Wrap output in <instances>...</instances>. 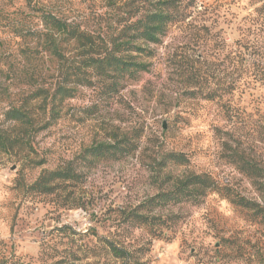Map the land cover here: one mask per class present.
Instances as JSON below:
<instances>
[{
  "label": "rangeland",
  "instance_id": "rangeland-1",
  "mask_svg": "<svg viewBox=\"0 0 264 264\" xmlns=\"http://www.w3.org/2000/svg\"><path fill=\"white\" fill-rule=\"evenodd\" d=\"M156 2L0 0V132L16 142L0 151V264H126L113 257L105 239L129 250V264H264V213L239 204L246 199L264 208V85L225 93L233 41L260 36L264 48V27L258 31L252 24L260 4L195 2V8L206 5L212 12L211 82L221 98L172 100L170 86L182 81L173 66L159 62L185 42L178 31L151 46L155 57H141L153 64L147 73L95 79L93 87L70 83L74 98L54 111L34 97L60 78L61 65L44 47V13L103 37L117 36L119 25L141 18ZM63 48L76 58L77 46ZM253 60L248 57L245 67L253 70ZM72 62L65 65L69 71ZM263 65L264 58L256 69ZM11 108L29 113L34 127L7 121ZM102 142L116 147L103 160L91 149ZM173 153L186 161L173 162ZM65 163L79 181L54 195L32 189L44 171ZM250 167L259 177L248 173ZM187 174L208 175L215 189L198 203L153 209L152 226L129 221L136 208L146 211L144 202Z\"/></svg>",
  "mask_w": 264,
  "mask_h": 264
},
{
  "label": "trees",
  "instance_id": "trees-1",
  "mask_svg": "<svg viewBox=\"0 0 264 264\" xmlns=\"http://www.w3.org/2000/svg\"><path fill=\"white\" fill-rule=\"evenodd\" d=\"M156 1L155 8L146 10L141 18L124 26L119 25L116 30L117 36L112 33L103 37L102 34L85 30L80 25L59 19L51 13H44L42 20L47 29V32L43 34L45 37L44 47L61 65L60 78L54 86L51 85L48 89L41 86L34 94V97L42 99L45 110L47 111L51 106V111H54L55 107L65 100L74 98L76 88H69L70 83L93 87L95 79L104 80L112 75L119 77L129 73L134 76L142 72H149L150 66L153 65L152 62L141 57H155L151 46L163 45L165 38L176 31L179 35H183L185 42L182 46L167 52L164 59L159 62V65L167 62L173 66V75L182 81L181 85L170 86L172 100L183 96L189 99L202 98L208 101L221 98L223 95L219 92V88H214L211 82L214 72L213 63L209 58L215 51L213 42L216 34L212 25L208 24L212 15L209 7L202 5L200 9L195 8L197 0ZM250 1L260 4L254 11L257 14V19H253L254 22H252L255 28L260 31L264 27V0ZM260 38L258 36L256 39H251L249 36L242 35L233 41L227 55L230 80L225 93L243 94L252 87L264 85V67H261V71L256 69V66H260L262 58H264L262 54L264 48L260 45ZM65 44L77 46L76 58L67 56L63 48ZM179 49L181 50L179 51ZM132 53L136 55L132 56ZM248 57L254 59L251 67L253 70L245 67ZM70 60L76 66L69 71L65 65ZM162 70L159 68V75H162ZM39 79L41 82L45 81L42 74L39 75ZM5 118L7 121L21 124L23 127H34V120L30 114L19 108L9 109L5 113ZM15 143V139L7 132H0L1 152L10 151ZM115 148V144L102 142L91 149L95 158L103 160L109 157V153L114 154ZM138 149L139 142L135 145L134 150ZM169 157L177 164L186 161L182 154L173 153ZM251 169L250 167L246 170L250 175L259 177ZM77 181H79V175L75 168L71 163H65L53 171H44L33 184L32 189L41 194L54 195L59 193L61 187ZM214 189L213 180L205 174H187L177 177L173 179L166 190H161L144 202V205H148L146 211L142 212L140 208H136L128 219L139 226H152L154 216H151L150 211L153 209L164 207L170 203H198ZM239 204L264 213V208L246 199H240ZM143 208L145 209V206ZM104 242L114 258L122 260L126 264L132 261V254L125 246H119L107 239ZM54 264H65V262L59 260Z\"/></svg>",
  "mask_w": 264,
  "mask_h": 264
}]
</instances>
